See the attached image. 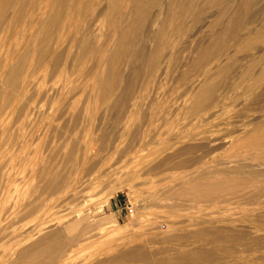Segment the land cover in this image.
<instances>
[{"label":"rangeland","instance_id":"obj_1","mask_svg":"<svg viewBox=\"0 0 264 264\" xmlns=\"http://www.w3.org/2000/svg\"><path fill=\"white\" fill-rule=\"evenodd\" d=\"M4 1L0 71L16 63L8 38L29 39L33 57L52 45L25 61L35 74L13 107L0 72V262L264 264V0H64L69 13L89 3L75 22ZM227 62L221 94L192 113L206 73ZM39 217L50 238L29 248ZM47 242L56 250L40 252Z\"/></svg>","mask_w":264,"mask_h":264},{"label":"bare ground","instance_id":"obj_2","mask_svg":"<svg viewBox=\"0 0 264 264\" xmlns=\"http://www.w3.org/2000/svg\"><path fill=\"white\" fill-rule=\"evenodd\" d=\"M14 0H5L4 1V5L5 6H7V7H10V8H12L13 9V2ZM25 1V0H24ZM40 3L39 4H41V7L43 8V9H46L48 12H51L52 14H54L56 17H58V19H64V18H69V20L70 21H72V22H75V20H82L84 17V14L86 13V10H87V8H88V6H89V3H87V1H84V2H82L81 4H78L77 6H75L74 8H75V11L73 12H71V13H69L68 12V10L70 9L69 8V6H68V3L67 4H65V2H64V0H38ZM70 2H71V0H70ZM75 2V1H74ZM93 2V1H92ZM17 3V2H16ZM33 3V2H32ZM114 3H116V2H114ZM118 3V2H117ZM95 4V3H94ZM29 7V6H28ZM39 7V6H38ZM5 8V7H4ZM14 8H15V6H14ZM20 8H22L21 6H20ZM115 8V7H114ZM55 9H56V11H55ZM14 10V9H13ZM71 10V9H70ZM146 10V9H145ZM5 11H7L6 10V8H5ZM15 11V10H14ZM17 13V12H16ZM15 13V14H16ZM90 13V12H89ZM14 14V15H15ZM26 14V13H25ZM64 17V18H63ZM88 16H86V18H87ZM12 18V17H11ZM3 20H4V18H1L0 17V29H1V26H3L2 25V23H3ZM56 20V19H55ZM18 21V20H17ZM67 21H68V19H67ZM66 21V23H68ZM69 24V23H68ZM12 25V24H11ZM50 25V24H49ZM48 25V26H49ZM56 25H58V24H56ZM39 26H41V25H39ZM81 26V25H80ZM92 26V25H91ZM50 27V26H49ZM56 27V26H55ZM82 27V26H81ZM41 28V27H40ZM59 28V27H58ZM50 29V28H49ZM67 29V28H66ZM62 30H63V28H62ZM76 30V29H75ZM41 31V30H40ZM50 31V30H49ZM86 31V30H85ZM84 31V32H85ZM19 32V31H18ZM42 32H43V29H42ZM68 32V31H67ZM78 32V31H77ZM11 33V32H10ZM18 34V33H17ZM74 34V33H73ZM11 35V34H10ZM67 35V34H66ZM12 36H13V34H12ZM16 36V35H15ZM18 37L20 36V34L19 35H17ZM49 36V35H48ZM73 36V35H72ZM131 36V35H130ZM28 37V36H27ZM42 37V36H41ZM71 37V36H70ZM79 38V37H78ZM133 38V37H132ZM41 39V38H40ZM50 39V38H49ZM47 40V39H42V41L40 42L41 44L43 43V41H44V43L39 47V50H41L40 52H39V55L37 56V57H33V55H34V50H33V48L32 49H30L29 47H30V40L29 39H27L26 38V42L25 41H22L21 42V40L22 39H20V38H17V37H15V38H8L7 39V41H6V43H5V49L7 50V53H8V57L9 58H11V57H13V58H11L12 60L10 61V62H13V61H16V63L11 67V68H9V65L8 64H6L5 66H4V68H3V70L2 71H0L1 72V74H2V77H3V79L6 81V82H8L11 86H13V89H14V93L12 92L11 94H10V96L11 97H9L8 99V101L6 102V104L7 105H11L12 107L14 106V105H17L16 103H18L16 100V98H13V97H15L14 96V94H15V92L16 91H19V89L20 88H22L23 86H25L28 82H29V79H31V76H33L32 74H35V73H31V71H30V68H31V65H30V63H31V61L30 62H28V64H26L25 63V61L29 58V59H31L32 60V63L33 64H35L37 61L38 62H40L41 60H42V58L43 59H47V58H49V55H51L50 53H51V49H50V45H52V44H50L51 42V39L50 40ZM71 39V38H70ZM77 39V38H76ZM87 39V38H86ZM78 40H80V39H78ZM77 40V41H78ZM126 41V40H125ZM252 41V40H251ZM65 42V41H64ZM68 42V41H67ZM70 42V41H69ZM26 43V45H27V47H25V45H23V44H25ZM55 43V41L53 42V44ZM130 43V42H129ZM68 44V43H67ZM84 45V44H83ZM34 46V45H33ZM62 46V45H61ZM87 46V45H86ZM91 46V45H90ZM36 47V46H35ZM38 48V47H37ZM82 50V49H81ZM86 50V49H85ZM135 50V49H134ZM158 51V50H157ZM131 53V52H130ZM63 54V53H62ZM37 55V54H36ZM102 55H103V53H102ZM11 56V57H10ZM60 56V55H59ZM129 56V55H128ZM136 56V55H135ZM153 57V56H152ZM6 58V57H5ZM59 58V57H58ZM76 59H78V58H76ZM1 60V59H0ZM37 60V61H36ZM81 60V59H80ZM129 61V60H128ZM2 62V61H1ZM37 62V63H38ZM42 62H43V60H42ZM45 63H46V61H45ZM57 63V62H56ZM4 64V63H3ZM52 64V63H51ZM59 64V63H58ZM77 64H79V63H77ZM127 65H129V64H127ZM229 65V62H227L226 64H223V65H221L220 66V68H218V65H217V67L216 68H218V72H216V73H214V71H213V73H211L212 72V70L210 71V73H206V74H208V78H207V80L206 81H204L203 82V84L200 86V90L198 91V94H196V98H195V102H193L194 103V105L195 106H193L191 109H192V113H198V114H200V116H202L201 114H202V111L205 109L204 108V106H205V104H206V107L208 106H211V103H212V101L215 99V97H213L214 95H217V91H216V93L214 92L213 93V91L214 90H216V84H217V81H219V82H221V78H222V80L225 82L226 80L225 79H228V78H225V79H223L225 76H226V74H227V72H228V69H227V67H229L228 66ZM232 65H234V64H232ZM231 65V66H232ZM52 66H54V65H52ZM78 66V65H77ZM125 66V65H124ZM38 67H40V66H38ZM54 67H56V66H54ZM58 67V66H57ZM249 67H250V64H249ZM2 68V67H1ZM0 68V69H1ZM36 67H34L33 69H35ZM51 69L49 70L50 72H51V70H54L52 67H50ZM233 68H234V66H233ZM233 68H232V70H233ZM46 69H48V68H46ZM77 69V68H76ZM127 69V68H126ZM227 69V70H226ZM248 69V68H247ZM79 71V70H78ZM116 71V70H115ZM126 71V70H125ZM215 71H216V69H215ZM229 71H231V70H229ZM123 72V71H122ZM246 72V71H245ZM231 72H229L228 74H230ZM244 73V72H243ZM250 74V73H249ZM253 74V73H252ZM259 74V73H258ZM58 75V74H57ZM204 75H205V73H204ZM231 75V74H230ZM244 75V74H243ZM245 75H247V74H245ZM263 75V74H262ZM52 77V76H51ZM228 77V76H227ZM44 78V77H43ZM230 78V77H229ZM34 79V78H33ZM41 79V78H40ZM57 79V78H56ZM117 79V78H116ZM42 80V79H41ZM44 80V79H43ZM255 80H257V79H255ZM4 81V82H5ZM62 81V80H61ZM222 81V82H223ZM235 81V80H234ZM219 82H218V84H219ZM221 82V83H222ZM228 82V81H227ZM220 83V84H221ZM30 84H31V82H30ZM38 84H39V82H38ZM219 84V85H220ZM34 85H36L37 86V84L36 83H34L33 85L31 84L30 86H29V92H30V95H34V94H31L32 93V91H34V89H37L36 88V86H34ZM237 85V84H236ZM197 87V86H196ZM195 88V87H194ZM193 88V89H194ZM215 88V89H214ZM218 86H217V90H218ZM221 89V88H220ZM196 90V89H195ZM219 91V90H218ZM221 91V90H220ZM220 91L218 92V93H220ZM26 92V91H25ZM36 92V90L34 91V93ZM78 92V91H77ZM110 92V91H109ZM194 92V91H193ZM37 93H38V91H37ZM63 93V92H62ZM79 93V92H78ZM105 93V92H104ZM192 93V92H191ZM36 94V93H35ZM51 94V93H50ZM214 94V95H213ZM221 94V93H220ZM41 95V94H40ZM35 96V95H34ZM38 96H39V94H38ZM107 96V95H106ZM219 96V95H218ZM195 97V96H194ZM214 98V99H213ZM30 99V98H29ZM111 100V99H110ZM183 100V99H182ZM186 100V99H185ZM220 100V99H219ZM30 102V101H29ZM39 102V101H38ZM42 103V102H41ZM102 103V102H101ZM112 103V102H111ZM214 103V102H213ZM188 104H189V102H188ZM39 105V104H38ZM70 105V104H69ZM213 105V104H212ZM184 106V105H183ZM5 107H6V105H5ZM4 107V109L5 110H8V108H5ZM21 107V106H20ZM23 107V106H22ZM75 107V106H74ZM3 109V108H2ZM14 109V111L15 112H17L18 111V113H20L23 109H21V108H13ZM179 109V108H178ZM181 110H184V112H185V110H187V109H181ZM209 110V109H208ZM215 110V109H214ZM228 111V110H227ZM184 112H181V113H183L184 114ZM17 113V114H18ZM49 113V112H48ZM187 112H185V115H188V113L186 114ZM192 113H190V114H192ZM205 113V112H204ZM14 114V113H13ZM23 114V113H22ZM55 114V113H54ZM83 114V113H82ZM21 115V114H20ZM31 115V114H30ZM56 115V114H55ZM61 115V114H60ZM206 115H207V113H206ZM191 115H189V117H190ZM208 116H209V114H208ZM18 117V116H17ZM85 117V116H84ZM188 117V118H189ZM203 118V117H202ZM19 119V118H18ZM190 119V118H189ZM192 119V118H191ZM190 119V120H191ZM200 119V118H199ZM204 119V118H203ZM208 119V118H207ZM207 119H206V122H207ZM19 120H21V119H19ZM58 120V119H57ZM22 121V120H21ZM67 121V120H66ZM187 121H189V120H187ZM196 121V120H195ZM209 122V121H208ZM190 123V122H189ZM257 123V124H256ZM255 124H256V129L255 130H259V128H261V126H263L264 127V120H260L259 122H256ZM185 124V123H184ZM197 124V123H196ZM186 125H187V123H186ZM20 127L22 128L23 126H21L20 125ZM25 127V126H24ZM263 127H262V129H263ZM18 128V127H17ZM20 130V129H19ZM18 130V131H19ZM16 131V130H15ZM15 131L13 132L14 134H12V135H8L7 134V143L8 144H10V145H13V143H15L16 142V136H17V133L15 134ZM20 134V133H19ZM18 134V135H19ZM249 134V133H248ZM262 133H260L259 134V136L261 135ZM255 135V134H254ZM246 136H247V134H246ZM262 136H263V134H262ZM255 138V137H254ZM259 139H261V138H259ZM262 141V140H261ZM260 142V141H259ZM250 144V143H249ZM253 144V143H252ZM257 144V143H256ZM9 145V146H10ZM214 145V144H213ZM251 145V144H250ZM259 145H261V144H259ZM8 146V145H7ZM255 146V145H254ZM252 147V146H251ZM258 147V146H257ZM248 148V147H247ZM264 148V147H263ZM4 151V150H3ZM210 151V150H209ZM254 152V151H253ZM208 153V152H207ZM206 153V154H207ZM216 153V152H215ZM201 154V153H200ZM261 154V153H260ZM208 155V154H207ZM216 155V154H215ZM214 156V155H213ZM203 157H204V155H203ZM187 161H185V163H186ZM165 163V162H164ZM183 163V162H182ZM202 163H205V160H204V162H202ZM212 163V162H211ZM210 164V163H209ZM186 165H188V164H186ZM207 165V164H206ZM190 167V166H189ZM207 167V166H206ZM186 168V167H185ZM213 168V167H212ZM236 169V168H235ZM231 170V169H230ZM220 171V170H219ZM48 173H49V171H47ZM203 172V171H202ZM205 172V171H204ZM214 172V171H213ZM220 172H222V171H220ZM219 172V173H220ZM32 173H35V172H32ZM215 173H217V172H215ZM43 174L45 175V177L43 176ZM203 174V173H202ZM204 175H205V173H204ZM209 175V174H208ZM231 176H232V174H230ZM196 177V176H195ZM198 177V176H197ZM196 177V178H197ZM224 177V176H223ZM257 177V176H256ZM200 178V179H199ZM199 180H201V177H200V175H199ZM35 179V178H34ZM217 179V178H216ZM45 180H47V173L45 172V170H44V172L42 173L41 172V174L39 173V175L37 176V178H36V183L37 184H39L40 185V187L41 188H43L42 186H46V185H43L44 184V182H45ZM202 180H203V178H202ZM201 180V182H203ZM198 181V180H197ZM214 181V180H213ZM47 182V181H46ZM200 182V181H199ZM205 182V181H204ZM203 182V183H204ZM207 182H208V180H207ZM212 182V181H211ZM225 182V181H224ZM229 182V181H228ZM43 183V184H42ZM49 183H50V181H49ZM196 183V182H195ZM210 183V182H209ZM223 183V182H222ZM231 183V182H230ZM1 184V183H0ZM36 184V185H37ZM45 184H47V183H45ZM197 184H199V183H197ZM204 184H207L206 182L204 183ZM229 184V183H228ZM238 184V183H237ZM49 185V184H48ZM230 185V184H229ZM239 185V184H238ZM252 185H255V184H252ZM194 186V185H193ZM195 186H196V184H195ZM194 186V187H195ZM199 186H201L200 184H199ZM206 186H208V184L206 185ZM214 186V185H213ZM219 186V185H218ZM224 186V185H223ZM231 186V185H230ZM47 187V186H46ZM191 188H192V186H190ZM220 187V186H219ZM39 188V187H38ZM196 188V187H195ZM223 188V187H222ZM225 188V187H224ZM198 189V188H197ZM205 189V188H204ZM207 189V188H206ZM227 189V188H226ZM201 190V189H200ZM200 190H198L199 192H195L196 194H198L199 196L201 195V196H204V194H202L201 192H200ZM219 190V189H218ZM221 190V189H220ZM223 190V189H222ZM234 190V189H233ZM54 191V190H53ZM230 191V190H229ZM222 192V191H221ZM43 194H44V192H42ZM184 193V192H183ZM186 193V192H185ZM194 193V194H195ZM207 193V192H206ZM211 193V192H210ZM239 193V192H238ZM180 194V193H179ZM256 194V193H255ZM241 195V194H240ZM193 196V195H192ZM195 196V195H194ZM46 197L47 198H44V200H46V201H48V203H47V205H44V206H46V207H44V208H41L39 211H41V212H44V213H48L49 212V210H51V208H53L54 206L51 204V202H49L50 201V196H49V193H47L46 192ZM219 197V196H218ZM193 198V197H192ZM195 198V197H194ZM207 198V197H206ZM199 199V198H198ZM202 199V198H201ZM252 199V198H251ZM195 200V199H194ZM200 200V199H199ZM205 200V199H204ZM45 201V202H46ZM201 201V200H200ZM6 202V201H5ZM198 202V201H197ZM52 203H53V201H52ZM202 203V202H201ZM49 205H51V206H49ZM53 206V207H52ZM49 207V208H48ZM55 208V207H54ZM17 209V208H16ZM56 209V208H55ZM59 209H61V208H59ZM38 212V211H37ZM40 213V212H39ZM50 213V212H49ZM60 215V214H59ZM43 217H45V216H43ZM46 218V217H45ZM45 218H43V219H45ZM38 219V218H37ZM46 221H47V219H45ZM45 220H40V217H39V223H38V229H39V232L38 233H36L37 235H35V237L32 239V240H30V242L28 243V242H26V243H28L27 244V246L29 247V248H32L33 246H36V245H38L39 244V242H41L40 240L41 239H49L48 238V233L50 232L49 231V228L48 227H50V225H47L46 224V222L44 223V222H42V221H45ZM40 221L42 222V223H40ZM48 223V222H47ZM71 226V225H70ZM54 227V226H53ZM56 227V226H55ZM57 227H59V226H57ZM57 227H56V229H57ZM20 228V227H19ZM50 230H52L51 228H50ZM54 230H55V228H54ZM54 230H52V231H54ZM36 231V230H35ZM22 233V232H21ZM52 233V232H51ZM34 234V233H33ZM52 234H54L55 235V233H52ZM23 235V234H22ZM53 235V236H54ZM18 236V235H17ZM52 236V237H53ZM51 237V238H52ZM53 239V238H52ZM60 239V238H59ZM12 240V239H11ZM51 240V239H50ZM49 240V241H50ZM52 242V241H51ZM60 242V241H59ZM43 243V242H42ZM45 243V242H44ZM55 243V242H54ZM54 243L52 244V245H54ZM57 243V242H56ZM56 245V244H55ZM50 247H51V245H50V243H48L47 242V244H45V247H44V249L42 248V251H40V252H45L46 250H48V249H50ZM29 248H28V250H29ZM51 248H53V246L51 247ZM58 248H59V246H58ZM57 248V249H58ZM61 248V247H60ZM21 249V248H20ZM19 249V250H20ZM23 249V248H22ZM40 249V248H39ZM54 250H56L55 248H53ZM53 249H51V250H53ZM142 250V249H141ZM187 250V249H186ZM22 251V250H21ZM193 251V250H192ZM19 252V251H18ZM56 253H58V252H60V251H55ZM54 251H53V254H56ZM187 252V251H186ZM189 252V251H188ZM190 252H191V250H190ZM195 252V251H194ZM61 253V252H60ZM184 253H185V251H184ZM39 254V253H38ZM46 254V253H45ZM48 254V253H47ZM58 255H60V254H58ZM52 256L53 255H50V258L51 259H53L52 258ZM142 251H135V250H131V251H129L126 255H125V259L126 260H129V261H132V260H135V258L136 257H138V258H140V259H142ZM49 257V256H48ZM47 257V258H48ZM62 257V256H61ZM17 258V257H16ZM50 258L49 259H47V260H50ZM11 259V258H10ZM45 259H46V257H45ZM45 259H43L44 261H45ZM12 260V259H11ZM15 260V259H14ZM17 260V259H16ZM21 261V260H20ZM52 261V260H51ZM24 262V261H23ZM53 262V261H52ZM195 262V261H194ZM0 264H10V263H8V262H0ZM18 264H20V263H18ZM25 264H52L50 261H48V262H46V263H44L42 260L40 261V258H39V256H33V257H31V258H29L28 260H27V262H25ZM260 264V263H259Z\"/></svg>","mask_w":264,"mask_h":264},{"label":"built area","instance_id":"obj_3","mask_svg":"<svg viewBox=\"0 0 264 264\" xmlns=\"http://www.w3.org/2000/svg\"><path fill=\"white\" fill-rule=\"evenodd\" d=\"M128 210H129V211H131V208H130V207H128Z\"/></svg>","mask_w":264,"mask_h":264}]
</instances>
